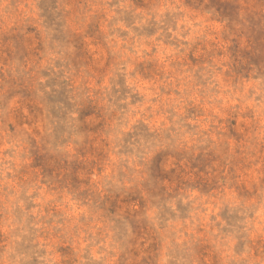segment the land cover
<instances>
[{"label": "rangeland", "instance_id": "374dc122", "mask_svg": "<svg viewBox=\"0 0 264 264\" xmlns=\"http://www.w3.org/2000/svg\"><path fill=\"white\" fill-rule=\"evenodd\" d=\"M0 264H264V0H0Z\"/></svg>", "mask_w": 264, "mask_h": 264}]
</instances>
